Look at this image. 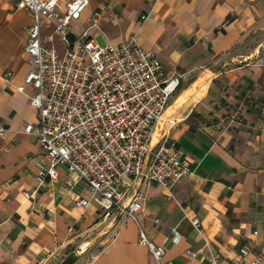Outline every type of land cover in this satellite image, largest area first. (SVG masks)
<instances>
[{
  "label": "crops",
  "instance_id": "crops-1",
  "mask_svg": "<svg viewBox=\"0 0 264 264\" xmlns=\"http://www.w3.org/2000/svg\"><path fill=\"white\" fill-rule=\"evenodd\" d=\"M58 1L62 9L68 0ZM14 2L0 0V264H61L67 257L77 264L96 246L85 264H156L139 230L163 246L162 262L208 264L205 248L186 254L206 240L220 264H264V0H88L70 21L72 35L88 28L103 44L134 35L167 75H182L153 132L155 143H176L191 174L171 193L157 183L145 188L137 222L117 208L104 216L85 183L62 166L54 180L37 185L47 162L23 132L36 125L33 89H16L33 68L23 49L31 15ZM92 12L102 18L88 27ZM54 28V20L42 22V44L61 56L58 37L47 39ZM79 198L89 205L75 206Z\"/></svg>",
  "mask_w": 264,
  "mask_h": 264
},
{
  "label": "built area",
  "instance_id": "built-area-1",
  "mask_svg": "<svg viewBox=\"0 0 264 264\" xmlns=\"http://www.w3.org/2000/svg\"><path fill=\"white\" fill-rule=\"evenodd\" d=\"M58 2H14L15 8L31 15L23 49L33 68L16 89L23 92L24 85L33 89L28 103L37 111L36 125H25L23 132L35 138L47 162L34 179L38 186L47 178L54 180L62 166L85 183L90 200L104 216L117 208L137 222L145 188L157 183L171 193L191 174L190 163L173 140L163 137L152 144L155 125L182 75H167L155 52L143 49L134 35L118 45L98 44L88 28L72 35L70 21L79 17L88 0H68L62 9ZM101 18L99 12H92L86 19L88 27ZM47 20L55 21L47 39L58 37L64 46L61 56L42 44L40 27ZM4 132L0 125V136ZM23 195L29 198L31 193ZM90 200L79 198L74 205L87 207ZM190 223L203 236L200 220L192 217ZM138 237L156 264H170L162 262L163 246L149 241L141 230ZM179 238L173 231L171 241L177 243ZM203 248L208 250V264H220L206 240L186 254L195 257ZM239 253L246 255L244 249ZM251 264H261V259Z\"/></svg>",
  "mask_w": 264,
  "mask_h": 264
},
{
  "label": "rangeland",
  "instance_id": "rangeland-1",
  "mask_svg": "<svg viewBox=\"0 0 264 264\" xmlns=\"http://www.w3.org/2000/svg\"><path fill=\"white\" fill-rule=\"evenodd\" d=\"M96 42L100 45H103L102 41L97 38ZM156 140H157V135L155 136ZM99 249V246H96L95 248H90L89 251H86L84 254H82V256L79 257V261L77 264H85L88 259L91 257L92 253L94 252V250Z\"/></svg>",
  "mask_w": 264,
  "mask_h": 264
},
{
  "label": "trees",
  "instance_id": "trees-1",
  "mask_svg": "<svg viewBox=\"0 0 264 264\" xmlns=\"http://www.w3.org/2000/svg\"><path fill=\"white\" fill-rule=\"evenodd\" d=\"M74 259H75L74 257H67L62 261L61 264H72L74 262Z\"/></svg>",
  "mask_w": 264,
  "mask_h": 264
},
{
  "label": "bare ground",
  "instance_id": "bare-ground-1",
  "mask_svg": "<svg viewBox=\"0 0 264 264\" xmlns=\"http://www.w3.org/2000/svg\"><path fill=\"white\" fill-rule=\"evenodd\" d=\"M157 140H155V132L152 134V144H154Z\"/></svg>",
  "mask_w": 264,
  "mask_h": 264
}]
</instances>
